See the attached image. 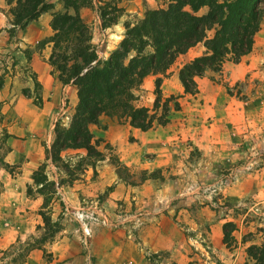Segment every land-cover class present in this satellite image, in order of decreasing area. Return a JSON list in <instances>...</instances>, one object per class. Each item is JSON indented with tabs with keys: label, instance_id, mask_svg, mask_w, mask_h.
<instances>
[{
	"label": "rangeland",
	"instance_id": "1",
	"mask_svg": "<svg viewBox=\"0 0 264 264\" xmlns=\"http://www.w3.org/2000/svg\"><path fill=\"white\" fill-rule=\"evenodd\" d=\"M3 3L0 131L9 137L0 156L9 168L0 169V264H243L245 247L264 238V65L255 70L261 75L245 76L234 84L203 74L197 94L191 96L183 93L179 82L167 81L164 91L160 89V102L169 99L167 117L172 123L164 129L167 137L161 147L171 155V163L163 168L145 167L155 153L134 144L137 139L125 122L106 116H101L104 124L98 121L89 129L93 140L100 141L94 147L98 157L84 160V150H66L60 153L61 163L51 164L44 161V149L54 124L68 123L72 99L59 94L48 104L51 89L43 90L29 62L13 52L28 30H15L9 38V7ZM166 4L167 0H156L157 8ZM85 9L83 20L91 36L94 8ZM138 19L129 17L130 22ZM45 38L29 49L38 51L39 58ZM112 40L104 36L96 45L90 42L98 59L110 51ZM39 73L44 79L43 67ZM204 82L215 89L204 90ZM203 92L217 101L234 100L237 118L224 119L223 129L213 124L222 108L204 101ZM153 100V83L149 91L141 84L135 105L152 109ZM256 100L263 105L256 107ZM256 116L263 120L261 126ZM107 124L106 136L95 138ZM210 125L219 130L207 133ZM43 162L44 175L54 183L44 208L30 179ZM40 213L57 222L58 231L47 241L41 239ZM224 223L234 228L235 243L230 247L222 242ZM151 232L158 243L148 246V236L143 242L140 236ZM118 234L130 247L114 252L111 245Z\"/></svg>",
	"mask_w": 264,
	"mask_h": 264
},
{
	"label": "trees",
	"instance_id": "2",
	"mask_svg": "<svg viewBox=\"0 0 264 264\" xmlns=\"http://www.w3.org/2000/svg\"><path fill=\"white\" fill-rule=\"evenodd\" d=\"M5 5L9 7V38L15 30L22 31L40 15L49 14L51 34L40 45L50 44L47 58L50 75L62 86L75 88L76 103L68 123L54 124L52 139L44 149V161L56 165L61 163L60 153L66 150H84V160L99 156L94 147L100 141L93 140L88 127L96 125L100 116L122 120L141 132L164 126L168 122L169 99L160 102V83L175 58L196 44L203 47L202 55L182 65L177 72L183 93L194 95L196 78L206 71L218 72L223 62L236 63L250 52L264 14V0H167L164 7L145 10L137 21L124 23L116 48L100 60L79 10L95 6L103 29L115 24L121 14L114 5L104 0H5ZM14 45L13 52L29 62L31 51ZM4 69H0V88ZM148 75L156 76L152 109L135 105L142 80ZM33 85L38 87L35 80ZM8 137L2 129L0 147ZM45 165L44 162L39 165L30 177L35 192L43 197L42 208L49 204L54 185L43 173ZM6 168L9 165L0 156V169ZM1 188L0 184V192ZM40 218L44 226L41 239L50 240L58 231L57 222H51L45 213H40ZM233 229L230 223L221 227L226 247L235 243ZM242 242L246 240L242 238ZM244 255L243 264H264V238L247 245Z\"/></svg>",
	"mask_w": 264,
	"mask_h": 264
},
{
	"label": "crops",
	"instance_id": "3",
	"mask_svg": "<svg viewBox=\"0 0 264 264\" xmlns=\"http://www.w3.org/2000/svg\"><path fill=\"white\" fill-rule=\"evenodd\" d=\"M105 1H107L111 5H114L116 8H119L121 11V14L117 18L115 24H112L109 27L101 29L99 26L100 21L98 18V14H97V12L95 10V6H94V10H93L94 16L92 17V19L94 21V23H93L94 33L93 32L91 33L90 42L92 44L94 43V45H96V43L100 37L109 36V37L114 38V40L108 41L107 49H109L110 51H108V53H106L102 59L107 58L108 55L110 54L111 50L112 49L114 50L116 48L118 42L122 38L123 24L130 22L129 17H133V15H135V18L138 19V18H140V15H142L143 11L152 10V9L157 8L156 0H105ZM3 5H4L3 0H0V7H2ZM87 10L88 9H85V8L79 10V15H80L82 20H83V17L86 16ZM123 14H125L126 16ZM121 16H124V18H121ZM49 18H50L49 14L44 13V14L40 15L35 22L28 24V26H26V31L27 30L29 31V29H33L34 31L33 32L31 30H30V32L27 31L25 33V35L21 37L23 40V41L22 40L21 41L23 43L20 41V42H18V45L21 48L31 49L33 47L32 46L33 43H37L41 39L49 36L51 33L50 28L48 27ZM83 22L87 23L88 21L83 20ZM130 23H133V22H130ZM35 24H36V26H35ZM2 27H3V21L0 19V33L3 32V31H1ZM3 43H4V38L2 36H0V45H2ZM203 52H204V49L201 46V44H196L195 46L188 49L184 54L178 55L175 58L174 62L166 70V72H165L166 75H164V77H162L160 89L162 91H164L166 83L169 79L172 81L179 82L177 79L178 69L182 65L188 63L194 57H198V56L202 55ZM49 53H50V48H49L48 44H45L44 47L40 50V54H41L40 58L38 57L39 56L38 51L37 52L32 51L31 55H30V60H29L30 69H31L32 73H34V76L38 80V82L41 85L43 90L47 91V90L51 89L52 93L50 95V99H49L48 104H51L54 100L56 101L59 94L65 96L66 98L69 94L70 98L72 99L71 100V102H72L71 106L74 107V105L76 103L75 88L71 85L62 86L59 82H57L55 79H53V77L49 74L50 67L46 63L47 58L49 56ZM261 64L264 65V14L261 18L259 29L256 32V34L254 35L253 45H252L250 52L248 54L240 57L236 63L231 62V61H225L222 63L218 72L206 71L204 73V75H207V76H213L214 74H215V76L219 75V77H222L225 81H228V84L229 83L234 84L236 82H240L245 76L252 78V77H255V75H258V73H259V75H261L260 72L255 71V70H257V68L259 66H261ZM42 67L45 69V73H46L44 79L40 78V73H39V70ZM168 70L170 71L169 77H167ZM155 77L156 76L148 75L142 80L141 84H142V87L145 89V91H149L151 89L152 83H153V80L155 79ZM158 77H161V76H158ZM202 78L203 77L196 78L195 83L197 84V81H199V82L202 81ZM203 87H204V90L209 89L208 92L215 89V88H213V86H211V84L206 83V82H204ZM196 89H197V87H196ZM196 94H197V92H196ZM203 95H204V98H203L204 101H210L211 102L210 106L215 105V106L222 108L219 110L221 114L219 115V117L217 119H214L213 124L218 122V125H219V123L221 124V126L219 125V127H221L223 129V127L225 126V123H226V121H224V119H226L229 116H231L233 119L237 118L239 111L237 110L236 106L238 104L234 100L223 98V99H220L219 101H217L216 98H214V97L211 98L212 97L211 93L206 95L203 92ZM260 101L256 100V103H257L256 107H258V108H259V105H263V102L261 103ZM231 104H234L235 107L231 108V106H230ZM144 107H146V106H144ZM257 117L258 116H256L255 119ZM98 121L101 122V116L98 118ZM256 122L258 123V125L261 126L263 120L261 118L258 120L256 119ZM101 123H103V122H101ZM171 123H172V120H170V122H167L166 125H164V126H156V127L153 126L149 130L144 131V132H141L137 129L130 128L128 125H126L129 129V131L133 134L134 139H137V142H134V144L138 143L141 146H143V149L145 152L152 151L155 153V157L152 160V163L146 164L145 167L163 168V167H165L171 163V155L166 152L165 148L161 147V145H163V143H164L163 141L166 140V137H167L166 130H164V129L167 125L169 126ZM90 126L88 127L89 129H90ZM109 128H110V126H109V124H107V126L104 127L105 131H101V132H103V134L102 135L97 134V136L95 138H97V137L104 138V136H106L107 130ZM218 130H219L218 128H213V125H210L207 133L212 134L213 132L218 131ZM151 139L155 140V141L151 142L150 141ZM146 236H148V241L144 242V243H146L148 246L150 244L155 245L158 243V241L156 239V235L154 234V232L149 233V235H146V234L144 236L141 235L140 240L143 242ZM120 238H121V234H118V236H114L115 243L117 244V245L114 244L115 246L111 245L112 249H114V252H116L117 250L119 251L121 247H130L129 242L120 240ZM170 259H171V257H170Z\"/></svg>",
	"mask_w": 264,
	"mask_h": 264
}]
</instances>
